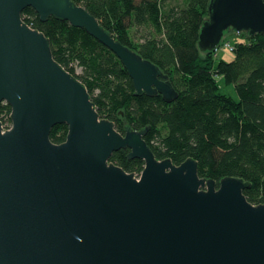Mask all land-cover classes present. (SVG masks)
Wrapping results in <instances>:
<instances>
[{"label": "water", "instance_id": "obj_1", "mask_svg": "<svg viewBox=\"0 0 264 264\" xmlns=\"http://www.w3.org/2000/svg\"><path fill=\"white\" fill-rule=\"evenodd\" d=\"M67 22L108 49L135 96L178 98L168 76L105 31L73 0H0V264H264V203L250 184L199 177L188 158L157 160L149 127L124 133L100 117L85 86L53 58L49 40L21 18ZM232 33L264 35V0H209L200 53ZM66 125L65 141L51 130ZM127 149L139 176L110 162Z\"/></svg>", "mask_w": 264, "mask_h": 264}, {"label": "trees", "instance_id": "obj_2", "mask_svg": "<svg viewBox=\"0 0 264 264\" xmlns=\"http://www.w3.org/2000/svg\"><path fill=\"white\" fill-rule=\"evenodd\" d=\"M121 44L149 60L168 76L178 98L135 96L120 61L84 30L52 17L41 22L26 8L22 20L49 40L54 60L87 89L100 117L124 133L149 127L144 137L157 160L179 165L188 158L201 178L218 182L233 177L250 184L243 194L252 205L264 203V35H227L231 61L216 52L200 53L198 34L209 0H73ZM174 2V5H172ZM166 4V6L164 5ZM221 79L236 98L221 92ZM10 107L0 103V121L10 126ZM66 125L50 133L65 141ZM127 149L110 162L139 176L144 163L128 160Z\"/></svg>", "mask_w": 264, "mask_h": 264}, {"label": "rangeland", "instance_id": "obj_3", "mask_svg": "<svg viewBox=\"0 0 264 264\" xmlns=\"http://www.w3.org/2000/svg\"><path fill=\"white\" fill-rule=\"evenodd\" d=\"M172 3H174V2H172ZM164 5L166 6V4H164ZM234 34L235 33H232L231 35H228L227 36L228 41L231 42V43L233 42V36H234ZM217 53H218V56L220 58H222L223 60H225V61H231L233 59L232 53L229 52V51L222 50V49L219 48L217 50ZM218 84H219V86L221 88V92L222 93L227 94V95H230V96L236 98L235 93H234V89H233L232 86H226V85H224V83H223L222 80H218Z\"/></svg>", "mask_w": 264, "mask_h": 264}, {"label": "built area", "instance_id": "obj_4", "mask_svg": "<svg viewBox=\"0 0 264 264\" xmlns=\"http://www.w3.org/2000/svg\"><path fill=\"white\" fill-rule=\"evenodd\" d=\"M222 49V50H226V51H229V52H231L232 51V46H231V44L228 42V41H221V43H220V45L217 47V49L214 51L215 53L217 52V50L218 49ZM3 126V125H2ZM10 126H8V127H5V126H3V129L4 130H6V129H8Z\"/></svg>", "mask_w": 264, "mask_h": 264}, {"label": "crops", "instance_id": "obj_5", "mask_svg": "<svg viewBox=\"0 0 264 264\" xmlns=\"http://www.w3.org/2000/svg\"><path fill=\"white\" fill-rule=\"evenodd\" d=\"M174 5V3H172ZM218 80H221V79H218Z\"/></svg>", "mask_w": 264, "mask_h": 264}]
</instances>
